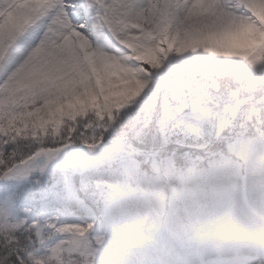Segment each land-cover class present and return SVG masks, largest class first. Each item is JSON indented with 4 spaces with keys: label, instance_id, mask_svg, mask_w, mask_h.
<instances>
[{
    "label": "snow or ice",
    "instance_id": "obj_1",
    "mask_svg": "<svg viewBox=\"0 0 264 264\" xmlns=\"http://www.w3.org/2000/svg\"><path fill=\"white\" fill-rule=\"evenodd\" d=\"M166 157L195 162L161 171ZM41 158L57 162L51 186ZM258 162L264 0H0V264L87 252L145 186L170 220L176 204L241 203ZM178 252L167 264H224ZM108 264L131 262L109 250ZM241 264H264V245Z\"/></svg>",
    "mask_w": 264,
    "mask_h": 264
},
{
    "label": "rangeland",
    "instance_id": "obj_2",
    "mask_svg": "<svg viewBox=\"0 0 264 264\" xmlns=\"http://www.w3.org/2000/svg\"><path fill=\"white\" fill-rule=\"evenodd\" d=\"M160 98H163V96L156 99V104L159 103ZM197 131L194 128L187 127L180 129L179 134L194 140ZM226 134L228 133L225 132ZM194 162V159L186 161L181 167L191 165ZM155 165L161 171L178 169V166L174 164L171 157L158 159L155 161ZM41 176L44 178L43 183L47 186L55 183L54 173L47 175L41 174L37 177L40 178ZM250 179H253L252 181L254 183H250ZM24 183L27 184V181ZM0 188H3V185H0ZM163 191L166 195H170L168 188H164ZM245 192L246 197L243 202L229 204L201 214L187 210L182 203L176 204L174 216L170 220L168 213L173 211L172 202L168 199L161 201L153 195V189L145 186L143 191L135 197L123 201V207L126 206L129 210H126L125 207V214L121 215L122 219L117 220L119 230H110L107 233H102L103 239L109 243L107 247L114 243L116 248L114 247L111 251L113 253H119L125 260L130 261L131 264H143L146 260L157 261L159 264L161 261L159 257L162 254H175V248H178L176 244L179 243L193 246L199 250L205 248V246L214 248V242L217 240L214 234L218 236L219 241L224 240L221 241L223 242V248L230 247L232 243L227 242L224 239V235L231 230L233 223L247 217L245 213L250 210L247 207L248 205L251 206L253 202H259L261 205H264V163L258 162L255 169L249 175ZM140 202L143 206L139 204ZM144 206L146 209L140 210ZM18 215L23 216L22 209ZM125 216L127 220L122 221ZM158 233H162L163 237L157 239ZM96 243L98 242H94L95 245ZM90 245H92L91 242ZM97 246L89 248L91 254L96 249L95 254L99 258V261L95 264H108L109 250L107 249V260L103 261V256L105 255L99 252V243ZM68 253L73 254L71 251H65L63 253V261L65 263L69 259L67 256ZM100 258L102 259L100 260ZM85 263L93 264L91 261ZM68 264L72 263L68 262Z\"/></svg>",
    "mask_w": 264,
    "mask_h": 264
},
{
    "label": "clouds",
    "instance_id": "obj_3",
    "mask_svg": "<svg viewBox=\"0 0 264 264\" xmlns=\"http://www.w3.org/2000/svg\"><path fill=\"white\" fill-rule=\"evenodd\" d=\"M224 239L240 252L264 245V212H250L243 220L234 222Z\"/></svg>",
    "mask_w": 264,
    "mask_h": 264
},
{
    "label": "bare ground",
    "instance_id": "obj_4",
    "mask_svg": "<svg viewBox=\"0 0 264 264\" xmlns=\"http://www.w3.org/2000/svg\"><path fill=\"white\" fill-rule=\"evenodd\" d=\"M44 161H46L45 159H43ZM38 164H41V162H39V161H37V164L36 165H38ZM55 164H57V162L56 161H52L51 163H48V162H45V163H43V166H47L46 168H48V169H50V168H53V167H56V165ZM253 180V179H252ZM251 179H250V183H254L253 181H252ZM255 183H259V182H255ZM124 207H126V206H124ZM250 209L251 210H253V211H255V212H257V213H261V212H263L264 211V205H261L259 202H253V204L250 206ZM126 210H129V208L128 207H126ZM142 210H144V207H142ZM217 246V245H216ZM217 251L218 252H221V254L223 255V254H226V252H225V249L223 248V249H221V246L219 247L218 246V248H217ZM234 252H239V253H241L239 250H237V249H234ZM212 253H215V252H212ZM244 254H247V251L246 252H243ZM243 253H241L242 254V257L244 258L245 257V255H243ZM172 256H174V255H170V253L169 254H162L159 258H160V263H165V261H168L169 260V258L170 257H172ZM236 258H237V254H236ZM243 258L242 259H235V258H230V261L229 260H227L226 261V264H232L231 262H233V261H235V263L234 264H236V263H241V261L243 260ZM166 259V260H165ZM220 261H221V258L219 259Z\"/></svg>",
    "mask_w": 264,
    "mask_h": 264
}]
</instances>
